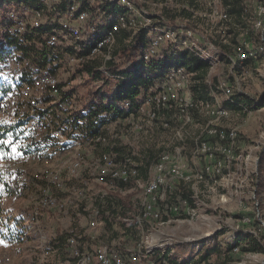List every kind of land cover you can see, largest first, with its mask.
Listing matches in <instances>:
<instances>
[{
	"label": "built area",
	"instance_id": "2783aa9c",
	"mask_svg": "<svg viewBox=\"0 0 264 264\" xmlns=\"http://www.w3.org/2000/svg\"><path fill=\"white\" fill-rule=\"evenodd\" d=\"M34 1L33 8L22 4L6 13L0 21V39L3 34L22 38L37 31L41 34L37 47L54 56L50 65L56 70L38 68L18 52L0 59V142H11L0 144V195L22 197L26 210L16 220L24 223L27 236L38 238V264H47L54 251L43 230L47 216L73 223L65 233L73 264H184L186 257L176 254L178 245L194 244L192 250L198 254L204 247L217 246L219 237L224 251L234 255L242 252L248 239L264 248L258 233L245 227L255 215L258 230H264V182L258 190L259 175L264 178V145L252 154L243 135L228 125L233 111L218 101L217 95H223L224 102L233 103L238 82L232 85L225 78L213 85L209 80L225 60L235 71L256 58L247 30H240L233 54L226 55L201 36L196 25L172 26L139 0H89L87 6ZM95 1L121 6L123 11L96 16L90 9ZM197 4L192 19L229 22L221 0ZM256 13L261 18L255 23L261 33L256 52L264 59V7ZM122 33L133 50L128 57L114 53ZM142 35L144 42L134 51V41ZM185 53L209 64L204 83L211 101L194 99V74L185 67L156 69V64L173 62ZM139 63L153 79L132 99L119 103L124 118L102 122L103 113L90 123L80 116L98 102L97 93H114L121 82L130 81ZM86 65L91 72L83 70ZM159 129L168 133L165 139ZM120 137L131 147L158 138L162 143L155 157L143 160L136 158L134 148L123 147L124 153L115 144ZM234 175L251 179L252 187L245 191L248 182L233 185ZM128 186L139 188L141 196L131 204L132 212L117 220L133 229L134 240L119 247L103 245L94 252L81 250L79 239L89 235V229L118 214L110 211L122 210L112 195ZM212 194L220 195L217 204L206 203ZM230 203L238 209L251 204L255 212L251 217L230 215L225 206ZM77 221L86 222L83 233L75 229ZM184 227L192 234L184 235ZM6 231L11 247L21 250L20 241ZM0 264H11L7 252L0 251Z\"/></svg>",
	"mask_w": 264,
	"mask_h": 264
},
{
	"label": "rangeland",
	"instance_id": "374dc122",
	"mask_svg": "<svg viewBox=\"0 0 264 264\" xmlns=\"http://www.w3.org/2000/svg\"><path fill=\"white\" fill-rule=\"evenodd\" d=\"M221 2L226 9L235 8L239 15L232 14L230 15L228 23H220L217 19H204L199 17L192 19L191 11L199 9L197 8L198 0H139L138 3L145 5L152 13H160V15L165 17V19L172 24V26L184 24H189L191 26V23L192 25H196L200 35L205 39L213 41L219 52L226 55L233 54V45L237 42V35L240 30H247L248 39L252 45L251 50L256 58H250L235 71H230L229 64L227 60H225L217 65V67L209 74V80L213 85L218 80L225 78H229L232 85L233 81H236V83L238 82L237 86L239 92L236 93L235 98L240 99L242 105L246 106L245 108L248 107L249 110L244 109L242 111H233L228 125L231 128H236L245 138L252 154H257L264 145V59L258 52L254 51L253 43L257 31L255 29V23H257L258 20H261L256 12L264 7V0H221ZM224 40H226L228 44H223ZM217 98L220 103H225L223 95H217ZM158 132L162 139H165V136H167L166 134H168L161 129H159ZM120 138L115 144H119L120 149H122L123 152V147L134 148L138 151L136 153L139 154L136 158L143 160H149L155 157L158 150H160L159 147L162 143L161 139L158 138L152 143L144 142L140 144L141 146L139 147L136 145L131 147L123 137ZM122 151H120L121 157ZM255 156L257 155H253V157ZM241 181L243 184H241ZM233 185L246 186L245 189L243 188L245 191L252 187L251 179L245 181L240 175H234ZM140 193L139 188L128 186L122 193L113 194V201L119 206H122V210L119 212L110 211V213L118 214L112 218L111 221H103V223L97 228L93 230L89 229V235H84L79 239V248L81 250H87L88 252H94L103 245L119 247L134 240L133 229L130 226H125L120 219L125 213L132 212L131 204L136 203L139 200L141 196ZM244 194L247 193L244 192ZM220 199L221 197L219 194L208 195V197L205 198L206 203L208 204H217ZM123 203L127 206L124 207ZM0 205L4 212V214H2L3 221L0 223V232H2V235L0 234V241L3 242L0 243V251L6 252L4 246L9 245L8 247H10L9 242H11L12 237H10L11 235L8 234L6 230H11V234L15 236L13 237L15 238L14 240L20 241L26 252L23 255L24 258H22L20 264H38L39 252L36 248L38 238H30L27 236L26 230L23 226L24 223L21 222V220L17 221L16 218H14L26 210L22 197H4ZM225 206L230 215L233 216L241 214L251 217L255 212L251 204H246L244 209H238L231 203L226 204ZM107 208L109 209V207L106 206V211ZM79 209H81V205ZM4 215L10 219L7 221ZM117 216H121V218L117 220ZM48 218L49 221H46L47 224L44 225L43 230L49 234L47 237L50 240L51 245L54 246V251L49 256L50 258L48 259L47 264H58L66 261L73 264V261L68 259L69 253L67 251L68 247L65 234L71 221H64L61 220L60 217L54 216H48ZM262 218L264 220L263 216ZM255 220H257V218L254 215L253 222L245 227L246 229H248V227H250V229L253 228L258 233V237H261V244L264 246V230L263 228H260V231L258 230L259 226L256 224L257 222L255 223ZM71 224L73 225L72 222ZM85 224V221H77L74 226L75 229L83 233L86 226H82ZM7 225H10V227L7 228ZM184 229V235L188 236L192 234V230L187 227H184ZM51 233H55L57 237L52 238L50 236ZM221 241L222 237H219L217 246L212 249H210L211 247H204L198 254L192 250L194 244H187V251L183 252V257H186L187 262L190 264H264V248L262 251L258 252H241L238 255H234L224 251V247L220 246ZM14 257L15 259H12L11 257V264L13 260L15 261V264H18L19 259H17V255H14Z\"/></svg>",
	"mask_w": 264,
	"mask_h": 264
},
{
	"label": "trees",
	"instance_id": "16d2710c",
	"mask_svg": "<svg viewBox=\"0 0 264 264\" xmlns=\"http://www.w3.org/2000/svg\"><path fill=\"white\" fill-rule=\"evenodd\" d=\"M63 3L68 1L80 2L82 6L89 5V0H61ZM24 5L28 8H33L37 6V3L34 0H0V21L2 22L6 18V13L13 8L18 7L19 5ZM91 12L98 16L101 12L105 13L106 16H114L121 11L123 8L118 5H109L106 1L103 2H94L90 5ZM227 12L229 15L238 14V11L235 8H228ZM239 15V14H238ZM171 24V23H170ZM43 32L42 30H40ZM239 35V34H238ZM237 35V38H238ZM260 30L256 31V36L254 40V51L256 52L261 45L260 42ZM41 34H38L37 31L31 32L29 34H24L22 38H14L8 34H3L0 39V59L5 57L6 55L12 52H18L22 56L29 58L33 61V63L38 68H47V70L51 73H54L56 68L51 66L50 63L54 59V56L45 50H40L37 47V39ZM128 35L125 33L120 34L117 38V46L114 51L115 54H120L122 57H128L130 53L133 52L132 46L126 45L125 40ZM248 37V36H247ZM137 44V47L134 51H137L139 46H141L144 42V36H140L136 38L134 41ZM49 66V67H48ZM169 66H177V67H185L191 73H193L192 77V92L195 100L200 101H211V97L209 95V89L204 83L205 77L207 76L209 70V64L205 61L199 60L195 58L191 54H182L180 57L175 59L173 62L167 60L163 64H156V69L166 68ZM142 64L139 63L135 67L134 74L128 82H121L117 90L114 93H110L108 91L103 93H97L98 102L93 104L92 106L86 108L80 116L87 119L90 123H94V121L99 120L100 115L105 113L100 120L102 122H110L117 118H124L126 114L119 109V103L124 100L132 99L139 93L140 87H143L153 79L149 77L147 73L142 72L140 69L142 68ZM83 70L91 72L89 66H84ZM121 74H126L121 72ZM96 77V75L94 74ZM94 77V78H95ZM93 93H90L92 96ZM241 105V106H240ZM224 106L228 107L232 111H242L244 109L249 110L248 107L243 106L240 99H234L233 103L225 102ZM85 114V115H84ZM79 116V115H78ZM100 122V121H99ZM264 182V178L259 175V186L258 190L261 188V184ZM2 200V196L0 195V202ZM123 206L127 205L123 203ZM2 211L0 207V223H2ZM247 246L241 247L242 252H258L262 251L263 247L259 245L254 239H248ZM229 250V249H228ZM187 251V244L178 245L176 247L177 255H184L183 252ZM190 264V263H184Z\"/></svg>",
	"mask_w": 264,
	"mask_h": 264
},
{
	"label": "crops",
	"instance_id": "0c3cea01",
	"mask_svg": "<svg viewBox=\"0 0 264 264\" xmlns=\"http://www.w3.org/2000/svg\"><path fill=\"white\" fill-rule=\"evenodd\" d=\"M3 201V198H2V200H1V202ZM0 202V203H1ZM0 207H1V205H0ZM1 211H2V214H4V212H3V209H2V207H1ZM19 214V213H18ZM4 217H6L5 215H4ZM14 218H16V217H14ZM7 221L10 219L9 217H6L5 218ZM6 220H4V221H6ZM46 221H49V218H48V216L47 217H45V219H44V225H46L47 224V222ZM11 222V221H10ZM12 222H13V220H12ZM12 224V223H11ZM9 225H7V227H8ZM53 235L55 234V233H52ZM9 246V245H8ZM8 246H4L5 248H4V250L12 257V259H15V257H14V255H17V259H19V262H18V264H20V262L22 261V258H24L23 257V255L26 253L25 252V250L23 249V247H22V249L20 250H15V249H13L12 247H11V245H10V247H8ZM12 253H13V256H12ZM12 264H15V261L13 260V262H12Z\"/></svg>",
	"mask_w": 264,
	"mask_h": 264
},
{
	"label": "snow or ice",
	"instance_id": "6c2138e0",
	"mask_svg": "<svg viewBox=\"0 0 264 264\" xmlns=\"http://www.w3.org/2000/svg\"><path fill=\"white\" fill-rule=\"evenodd\" d=\"M5 143H7L8 145H10L11 144V142L10 141H8V142H0V144H5ZM15 151H16V149H13V152L15 153ZM0 243H3L2 241H0Z\"/></svg>",
	"mask_w": 264,
	"mask_h": 264
}]
</instances>
